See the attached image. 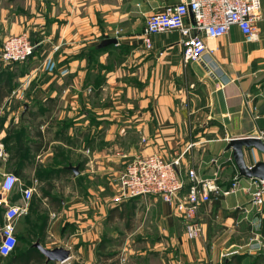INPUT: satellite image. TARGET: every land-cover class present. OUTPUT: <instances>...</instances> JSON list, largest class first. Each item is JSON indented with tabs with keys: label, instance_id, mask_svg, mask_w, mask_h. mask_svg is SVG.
<instances>
[{
	"label": "crops",
	"instance_id": "crops-1",
	"mask_svg": "<svg viewBox=\"0 0 264 264\" xmlns=\"http://www.w3.org/2000/svg\"><path fill=\"white\" fill-rule=\"evenodd\" d=\"M181 1L0 0V51L22 33L35 45L19 74L0 62V239L9 205L22 207L23 189H34L16 222L24 257L13 264H34L31 255L40 264H264L252 241L264 239V207L250 195L258 177L241 175L228 148L235 138L264 142V0L258 41L233 26L205 39L203 62L187 63L179 32L154 34L151 49L142 38L150 15ZM243 152L249 167L264 162L254 147ZM152 154L179 158L183 174L218 173L224 189L239 176L243 189L203 205V236L190 239L172 204L116 200L128 162ZM7 173L19 178L11 192ZM40 247L69 257L47 263Z\"/></svg>",
	"mask_w": 264,
	"mask_h": 264
},
{
	"label": "built area",
	"instance_id": "built-area-1",
	"mask_svg": "<svg viewBox=\"0 0 264 264\" xmlns=\"http://www.w3.org/2000/svg\"><path fill=\"white\" fill-rule=\"evenodd\" d=\"M262 18L261 0H183L150 15L146 19L142 38L145 47L151 49L154 34L177 31L181 35L184 61L203 62V56L208 50L205 41L207 37H224L233 26H237L246 42H256L259 40L257 24ZM34 52L35 45L27 33L14 35L4 41L0 61L23 62ZM5 156V146L0 142V159ZM216 161L215 159L214 162ZM179 164V158L166 161L156 154L135 157L120 174V196L116 200L139 196L158 197L173 205L186 221L188 237L197 239L203 236V227L198 215L200 208L213 199L237 193L243 186L237 176L228 189L221 188L218 184V173L211 178H202L194 169H189L183 174ZM18 182L16 175L5 174L3 191H13ZM33 193V188L23 189L26 204L22 207L9 205L6 223L1 228L0 255L9 256L15 251L18 244L16 222L19 216L27 211L28 201ZM250 195L254 206L264 207V179H251ZM252 241L264 247V239L263 243L258 237Z\"/></svg>",
	"mask_w": 264,
	"mask_h": 264
},
{
	"label": "water",
	"instance_id": "water-1",
	"mask_svg": "<svg viewBox=\"0 0 264 264\" xmlns=\"http://www.w3.org/2000/svg\"><path fill=\"white\" fill-rule=\"evenodd\" d=\"M115 42L113 40H105L102 43H110ZM243 147L251 148L254 147L262 152H264V142L256 137H241V138H235L231 139L228 148L233 150L234 158L236 165L243 176L247 177H258L261 179H264V162H258L252 167H249L245 160H244V152ZM72 169L75 171V174L78 173V167H72ZM42 252L47 258V263L49 262H55V261H65L69 257V253L61 248L56 249H45L40 247Z\"/></svg>",
	"mask_w": 264,
	"mask_h": 264
},
{
	"label": "trees",
	"instance_id": "trees-1",
	"mask_svg": "<svg viewBox=\"0 0 264 264\" xmlns=\"http://www.w3.org/2000/svg\"><path fill=\"white\" fill-rule=\"evenodd\" d=\"M16 249H17V247H16ZM31 256L33 257L32 259H33V263L34 264H40L41 263L39 255H37V256L36 255H31ZM7 257H9V258L6 259L7 260V264H13L14 262L18 261L20 258L24 257V255L15 256V252H13L11 255H9ZM34 257H35V259H34Z\"/></svg>",
	"mask_w": 264,
	"mask_h": 264
},
{
	"label": "rangeland",
	"instance_id": "rangeland-1",
	"mask_svg": "<svg viewBox=\"0 0 264 264\" xmlns=\"http://www.w3.org/2000/svg\"><path fill=\"white\" fill-rule=\"evenodd\" d=\"M34 53H35V52H34ZM33 55H34V54H33ZM33 55H32V56H33ZM32 56H31V57H32ZM31 57H30V58H31ZM30 58H29V59H30ZM29 59H28V60H29ZM28 60H26V61H28ZM26 61H23V62H3V61H0V62L3 63V64H7V65H9V66H12L11 68H13V71H14L16 74H19V70H20L21 68H18L17 66H18L19 64H20V65H21V64L23 65V63H25ZM22 71H24V70H22ZM18 81H19V80H18ZM18 83H20V81H19ZM18 83H17V85H19ZM4 146H5V145H4ZM16 254H18V253H16ZM44 261H45V260H44ZM44 261H43V263H45Z\"/></svg>",
	"mask_w": 264,
	"mask_h": 264
}]
</instances>
